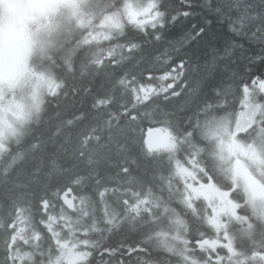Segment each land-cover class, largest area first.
<instances>
[{"label": "trees", "instance_id": "obj_1", "mask_svg": "<svg viewBox=\"0 0 264 264\" xmlns=\"http://www.w3.org/2000/svg\"><path fill=\"white\" fill-rule=\"evenodd\" d=\"M5 1L0 0V31L6 27L14 32L18 21L16 15H6ZM103 1L117 6L127 0ZM156 1L162 23L145 30L127 28L113 41L122 47L114 58L92 56L91 43L82 39L85 29L75 26L70 31L66 24L70 9L84 8L90 15L93 0L63 8L53 4L46 10L40 1L26 12L33 20L26 30L29 42L36 41L33 63L53 77L58 90L44 97L40 111L0 156V264H14L10 225L20 209L41 231L42 243L53 245L41 221L52 212L69 213L53 195L68 187L87 212L95 206L100 214L94 222L97 231L91 234L96 247L87 264H117L119 256L121 264H138L141 259L178 264V255L166 251L162 239L174 234L173 224L181 225L180 220L183 246L185 240L187 246H195L200 233L204 239H215L204 222L202 205H184L185 186L176 165L188 167L192 158H202L200 180L211 179L228 191L233 186L230 173L212 168L205 159L213 149L209 123L218 119L234 127L241 120L245 130L238 132L240 140L264 142V107L250 121L241 117L245 87L251 102L264 106V92L255 83L264 80V0ZM59 26L67 30L61 42ZM166 75L172 78L162 80ZM171 82L175 88L168 90ZM140 85H151L159 93L146 101L136 99L132 89L138 91ZM152 130L172 135L176 151H149L145 139ZM105 189L101 200L98 193ZM233 198L240 203L244 199L237 193ZM43 199L50 201L47 214L41 208ZM141 200L146 209L132 211L131 203ZM92 226L93 222L86 228ZM235 237L237 247L249 246L243 236ZM124 246L134 252L142 249L140 256H124L132 252ZM36 247L33 259H44L49 246Z\"/></svg>", "mask_w": 264, "mask_h": 264}, {"label": "rangeland", "instance_id": "obj_2", "mask_svg": "<svg viewBox=\"0 0 264 264\" xmlns=\"http://www.w3.org/2000/svg\"><path fill=\"white\" fill-rule=\"evenodd\" d=\"M40 1L44 5L41 8L46 10L51 9L53 4L57 6L56 8H59L58 5L63 8L78 0L5 1L7 5L5 8L6 15H16L18 23L14 32L6 27L1 28L0 31V156L7 150L8 144L21 135L22 130L40 111L44 97L54 95L58 90V84L53 77L33 63L31 48L34 49L36 41L29 42L30 38L26 33L28 24L33 23L32 18H26V12L28 13L32 9V4L36 5ZM93 1L97 2V0ZM103 2L101 0L100 3H96L98 7H92L95 3L91 4L90 15L84 14V8L70 9L66 15L64 14V18L67 17L66 24L70 27V31H73L75 26H81L85 29L82 39H84V44L91 43L92 56L117 57L121 54L122 47L114 44L113 41L122 36L127 28L145 30L162 23L163 15L159 11L156 0H127L117 6ZM79 6H83V3ZM57 30L61 42L63 41L62 36L67 30L64 26L62 28L59 26ZM177 77L178 73L173 75V78L176 79ZM170 78H172L171 75H167L166 79ZM166 79L162 78V80ZM153 88L156 91L150 97L159 93V90ZM163 91L167 92V88L164 87ZM140 100L145 101L143 96ZM244 124L240 120L235 123L234 127L223 126L218 119L209 123V125H213L209 138L213 144V149L211 153L205 156V159L209 161L212 168L215 167L216 170L230 173L233 184L231 190L224 191L213 184L211 179H208L207 183L200 180L204 177L202 176L204 175V168L201 165L202 158L201 160L192 158L188 167L183 166L192 175L185 174L182 176L178 174L185 186L186 197L193 195L191 189L186 190V185L190 184L193 188L200 189L201 194L199 196L193 195L191 208L197 203L202 205L205 214L204 222L208 227L210 226L206 223L205 218L213 213L214 208L236 206L234 211L241 219H236L231 215L222 217V222L227 226V233L235 254L219 246L215 248V251L207 245L205 246L207 250H201L197 244L192 247L183 246L178 229L182 228V223L181 225L173 224L177 226V230L174 234L172 232L173 235L163 237L162 247L171 255H178V264H193V262L195 264H214L218 257L224 258L222 264H264V257H259L256 253L259 251L258 244L264 246V142L261 138L253 139L250 142L240 140L238 132H244V126H241ZM234 129L235 131H233ZM172 144L175 146L170 147ZM176 148L177 142L171 135L170 142L164 150L173 152L176 151ZM235 193L244 198L241 203L233 198ZM131 205V210L133 206L138 205L139 211L146 209L147 206L146 203L136 202L131 203ZM184 205L189 207L186 202ZM108 209L112 211L111 204L108 205ZM241 210L247 213L244 215ZM44 214L46 213L44 212ZM49 215L56 217L55 222L49 220ZM67 215L62 216L52 212L45 215L46 217L41 221L43 231L48 233L47 236L52 239L53 245L42 243L41 231L38 227H34L31 220L26 216L28 219L24 224L23 239L18 237L16 247L10 252L11 255L17 253L16 258L11 259L14 264H38V262L40 264H79L88 258L86 253H89L90 249L91 252L95 250L90 237L97 231L94 222H98L96 215L100 214H98L95 206L91 208L90 212H87L78 201L73 214ZM14 222L17 223V228L21 226L17 218ZM91 222H93V226L89 230L86 227ZM211 229L215 233L213 240L219 239L222 244L229 243V240L225 239L224 230L217 233L213 228ZM11 231L13 233L14 230L11 228ZM235 236H243V239L248 241L249 246L254 248L251 251L237 249ZM25 241L27 242L25 243ZM36 246H49V250L44 253V259H33V250L37 248ZM158 253L156 252V254ZM110 254L112 255V252ZM120 259L119 256L118 264L122 263ZM143 263L158 264V262L150 260L149 262L142 259L138 261V264Z\"/></svg>", "mask_w": 264, "mask_h": 264}, {"label": "snow or ice", "instance_id": "obj_3", "mask_svg": "<svg viewBox=\"0 0 264 264\" xmlns=\"http://www.w3.org/2000/svg\"><path fill=\"white\" fill-rule=\"evenodd\" d=\"M182 67V65H181ZM148 79H151V75H149L147 77ZM164 79L167 78V75L165 77H163ZM122 83H125L124 81H122ZM256 86L257 88L261 91V92H264V80H257L256 82ZM132 91L134 92V95H135V98L136 99H140L141 96H143V99L146 101L147 99L150 98L151 94L154 93L156 90L151 86V85H148V86H145V85H140L139 86V91H137L136 88H133ZM251 92L250 90L245 87L243 89V101H242V104L245 108V111L243 113H241V117L245 120H252L256 113L258 111L261 110L262 107L264 106H261V105H254L252 102H251ZM103 103V102H101ZM133 119H135V117H132ZM261 131H264V129H262ZM147 143V148L149 151H152L154 149V145L151 141H148L146 142ZM175 145L172 144L170 145V147H174ZM125 171H127V169H125ZM177 171H178V174L180 175H192V173H190L188 171V169L184 168L183 166L179 165V163L177 164ZM187 189H191V192L193 195L195 196H199L201 193H200V189H197V188H193L192 185L188 184L186 185V190ZM108 189H105L103 191H100L98 193L99 197L101 200H103V198L105 197L106 193H107ZM73 193V189L71 187H68L64 190L63 193L61 192H56V193H53V195L57 196L59 199L63 200L64 203L69 207V208H74V204H73V200H75V196L74 194L71 196V198H69V195ZM193 195H189L185 198V202L188 204L189 207H191V200L193 199ZM41 208L42 210L47 214L48 213V209L49 207L51 206L50 205V201L47 200V199H43L41 202ZM81 203H83V201H81ZM127 203V202H125ZM140 204H143V203H146L145 200H141L139 201ZM235 205L228 207V206H225V207H219V208H214L213 209V213L212 214H209L205 219H206V223L211 227L213 228L217 233H219L221 230H224V234H225V239H228L229 240V243L228 244H222L220 242L219 239H216V240H208V239H204L203 238V233H200L199 235L202 237L201 239L197 240L196 241V244L200 247L201 250H207L206 249V245L210 248H212L213 251H215V248L217 246L219 247H224L226 249H228L229 252L235 254L233 252V249H232V245H231V242H230V237L227 233V226L222 222V217L224 215H231L233 217H235L236 219H241L239 216L236 215L234 209H235ZM133 211H136L137 213L139 212V207L138 205L137 206H133L132 208ZM20 214L19 216L17 217V221L19 222V224L21 225L19 228H17V223L16 222H13L10 227L14 230L13 233L11 234L10 236V240H9V251L11 252L12 249H14L16 247V244H17V238L19 237L20 239H23V236H22V233L25 231V227H24V224H25V221L28 219L26 216H24V209H20ZM49 220L50 221H53L55 222L56 220V217L53 216V215H49L48 216ZM111 222V221H109ZM179 222V221H178ZM182 223V222H181ZM50 227V225H49ZM249 227H251V225H249ZM27 241H25L26 243ZM185 245L187 246V244L189 243L187 240L184 241ZM136 250H142V249H136ZM133 251L132 249H130V252ZM16 255L17 253H12V255L10 256L11 259H15L16 258ZM224 258L223 257H218L217 260L214 262V264H222V260ZM193 264H195V262H193Z\"/></svg>", "mask_w": 264, "mask_h": 264}, {"label": "water", "instance_id": "obj_4", "mask_svg": "<svg viewBox=\"0 0 264 264\" xmlns=\"http://www.w3.org/2000/svg\"><path fill=\"white\" fill-rule=\"evenodd\" d=\"M171 88V87H170ZM171 139V135L162 130H152L146 135L145 143L151 141L155 146L152 151H159L166 148ZM147 146V143H146ZM64 206L69 210L73 211L74 208H69L64 201L62 200ZM74 203V202H73Z\"/></svg>", "mask_w": 264, "mask_h": 264}, {"label": "flooded vegetation", "instance_id": "obj_5", "mask_svg": "<svg viewBox=\"0 0 264 264\" xmlns=\"http://www.w3.org/2000/svg\"><path fill=\"white\" fill-rule=\"evenodd\" d=\"M90 241H91V237H90ZM257 247L259 249V251L256 252L257 255L259 257H261V256L264 257V246H257ZM253 248H254L253 246H248V247L247 246H243V248H242V246H238L237 247V249H239V250L241 249V250H246V251H251ZM86 254H88V258L82 260L81 262H79V264L80 263H90L91 262V258L93 257V253L91 252V249H90V252L89 253H86ZM114 257H116V254H114ZM120 260L122 261V259H120Z\"/></svg>", "mask_w": 264, "mask_h": 264}, {"label": "bare ground", "instance_id": "obj_6", "mask_svg": "<svg viewBox=\"0 0 264 264\" xmlns=\"http://www.w3.org/2000/svg\"><path fill=\"white\" fill-rule=\"evenodd\" d=\"M170 87H171V88H170ZM172 88H173V89L175 88V85H174L173 82H171V83L169 84V86H168V90H171ZM72 195H73V194H70V195H69V198H71ZM73 202H74L73 204H74V206H75V207H74V210H75L78 201H77L76 198H75V200H73ZM62 203H63V202H62ZM63 205H64V204H63ZM74 210H73V211H69V210H68L69 213H70V214L68 213V215H72L73 212H74ZM68 215H67V216H68ZM93 245L95 246V244H93ZM95 247H96V246H95ZM124 249H126V250H130V249H131V246H127V247L124 246ZM242 251H246V250H242ZM114 254H116V253H114ZM114 254H112V256H113ZM140 254H141V252L137 250V251H135V252L132 251L129 255H124V254H123V255L126 256V257H128V256H131V255H132V256H133V255H134V256H136V255H137V256H140ZM38 263H39V262H38ZM36 264H37V263H36Z\"/></svg>", "mask_w": 264, "mask_h": 264}, {"label": "clouds", "instance_id": "obj_7", "mask_svg": "<svg viewBox=\"0 0 264 264\" xmlns=\"http://www.w3.org/2000/svg\"><path fill=\"white\" fill-rule=\"evenodd\" d=\"M3 7L6 8L7 5H5ZM2 14H3L2 11H0V15H2ZM262 103H264V102H262ZM261 119L264 120V113H261ZM71 123H72V120H68V124H71ZM55 135H57V132H53V136H55ZM206 175H207V173H206ZM213 175H217V178H219V175L215 170H213ZM76 182L78 183V181H76Z\"/></svg>", "mask_w": 264, "mask_h": 264}]
</instances>
